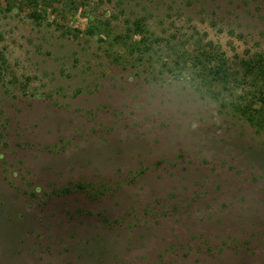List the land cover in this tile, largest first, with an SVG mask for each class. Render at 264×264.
Returning a JSON list of instances; mask_svg holds the SVG:
<instances>
[{
	"label": "rangeland",
	"instance_id": "374dc122",
	"mask_svg": "<svg viewBox=\"0 0 264 264\" xmlns=\"http://www.w3.org/2000/svg\"><path fill=\"white\" fill-rule=\"evenodd\" d=\"M0 264H264V0H0Z\"/></svg>",
	"mask_w": 264,
	"mask_h": 264
},
{
	"label": "trees",
	"instance_id": "16d2710c",
	"mask_svg": "<svg viewBox=\"0 0 264 264\" xmlns=\"http://www.w3.org/2000/svg\"><path fill=\"white\" fill-rule=\"evenodd\" d=\"M210 72H212L213 74H215V75H218V77H219V79L221 80V81H227V74L225 73V72H223V70H222V67H221V65H220V63L218 62L216 65H215V67H214V70H212V71H210ZM215 72V73H214ZM226 79V80H225ZM68 191V190H67Z\"/></svg>",
	"mask_w": 264,
	"mask_h": 264
}]
</instances>
